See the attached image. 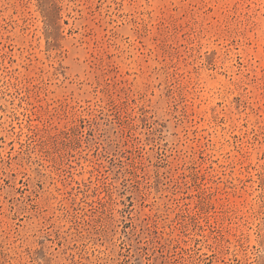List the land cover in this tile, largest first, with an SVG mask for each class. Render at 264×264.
I'll use <instances>...</instances> for the list:
<instances>
[{"label":"rangeland","instance_id":"rangeland-1","mask_svg":"<svg viewBox=\"0 0 264 264\" xmlns=\"http://www.w3.org/2000/svg\"><path fill=\"white\" fill-rule=\"evenodd\" d=\"M0 264H264V0H0Z\"/></svg>","mask_w":264,"mask_h":264}]
</instances>
